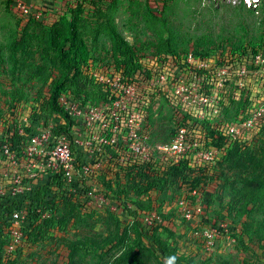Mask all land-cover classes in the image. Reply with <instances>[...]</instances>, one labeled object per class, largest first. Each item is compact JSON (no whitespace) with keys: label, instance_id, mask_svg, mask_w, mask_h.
Wrapping results in <instances>:
<instances>
[{"label":"trees","instance_id":"trees-1","mask_svg":"<svg viewBox=\"0 0 264 264\" xmlns=\"http://www.w3.org/2000/svg\"><path fill=\"white\" fill-rule=\"evenodd\" d=\"M0 1L5 3L8 10L15 12L20 28L9 46L13 78L29 66L33 42L38 40L35 50H39L43 63L33 77L37 78L48 71L46 80L49 79L46 90L39 89L27 98L24 89L17 87L14 81L13 101H6V113L0 111V151L6 143L10 151L19 154L22 143L28 137L37 133L38 128L47 127L53 122L56 125L55 134H71L75 120L65 109L62 103L64 98H71L84 106L109 109L117 92L96 80L94 72L97 71L120 75L137 87L139 101L132 109L137 107L143 111L144 133H150L152 101L163 96L175 107L184 109L173 115L175 123L170 133L171 140L180 127L185 126L188 139L198 140L199 143L188 156L177 162L166 160L155 150H152L153 158L150 160L134 158L120 162L119 158L125 154L123 143L120 142L117 147H107L103 153H98L97 158L103 159L107 154H111L112 158L108 163L104 160L99 172L89 180L78 177L79 180L73 182L78 187L77 193L68 191V181L63 173L41 171L32 191L0 200V264H15L19 255L24 253L23 246L28 243L44 242L55 231L68 232L77 217H80V221H89L97 216L100 207L91 209L86 206L95 201L88 196L89 191L118 203L122 213L102 206L106 207L102 218L105 232L101 234L96 231L73 240L66 238L64 264H168V261L176 264H210L214 260L213 253L221 246L217 242L214 251L208 253L205 235L197 236L195 244L210 256L203 254L204 257L197 261L194 253H179L178 244L182 236L177 234L175 227L179 226L178 219L184 224L188 221L180 213L178 201L182 197H189L192 205L197 206V195H191L193 190H197L202 199L203 213L198 223L205 227L228 223L229 231L222 232L220 238L233 239L235 249L246 253L236 264H264V156L257 151L258 141L264 142V116L260 117L257 128L245 132L243 138L234 139L228 132L232 124L247 119L260 106H264V101L258 105L255 101L264 99V65L254 64V56L264 50V33L257 42L231 48L219 46L213 50L195 44L183 53L169 39L163 41L154 53L142 56L136 45L119 30L114 19L107 15L99 4L100 0L69 1L64 13L53 22L46 21L45 9L44 16L37 19L33 15L26 17L17 13L9 0ZM171 1L163 0L164 8ZM239 6L258 12V8H247L243 4ZM259 6L264 7V0ZM149 11L157 18L152 8ZM92 16L101 20L96 21L99 26L94 33V41H97L101 30L110 38V61L106 63L93 55L85 37L86 21ZM35 25L40 26L38 33L32 30ZM189 53L198 62H208L210 67L199 68L196 64H189ZM48 66L50 68L46 70ZM243 66L249 74L239 77L237 72ZM188 67L194 68L201 76L202 93L218 92L220 103L217 114L201 119L197 109L176 101L167 88L158 89L151 85V81L163 72L176 68L185 71ZM221 67L229 70L228 82L218 87L215 83L216 73ZM239 81H243L242 87ZM22 83L21 87H25L26 82ZM150 143L153 145L151 133ZM212 148L219 150L215 162H196L197 150ZM260 148L264 153V146ZM73 149L77 151L74 145ZM79 155L77 164L83 161V152H79ZM23 207L28 210L27 222L22 226L25 237L22 244L7 255V247L12 242L8 229L10 217ZM80 208L84 210L82 215ZM37 209L47 211L49 216L42 217V212ZM151 213L160 216L161 221L147 225L144 216ZM95 228L99 227L95 225ZM217 264H230V261L220 259Z\"/></svg>","mask_w":264,"mask_h":264},{"label":"built area","instance_id":"built-area-1","mask_svg":"<svg viewBox=\"0 0 264 264\" xmlns=\"http://www.w3.org/2000/svg\"><path fill=\"white\" fill-rule=\"evenodd\" d=\"M9 1L15 11L22 16L33 15L37 19L44 16V9L42 7L36 9L31 1ZM237 1L234 2L243 4L247 8L257 9L263 0ZM187 62L193 65L196 64L199 68L210 67V64L206 61L198 62L192 53H189ZM254 64L264 65V50L254 56ZM193 69L188 67L185 71H181L180 68H176L171 69L169 72H163L151 81V85L158 89L167 88L171 97H174L176 101L187 104L191 109H197L198 117L204 119L208 115L219 112L220 97L218 92H201V76ZM248 74L249 71L244 66L237 72L239 77H246ZM228 75V68L221 67L216 73V86L223 87L228 82ZM94 77L98 82L111 88L113 92H117L109 109L94 105L84 106L76 100L64 98L62 103L75 120L71 134H55L56 125L53 122L47 127L38 128L37 133L28 137L22 143L23 148L19 154L10 151L6 143L2 145V151H0V200L32 191L37 184L38 174L43 170H46V172L54 171V174L63 173L68 181V186H66L68 191L77 193L78 187L73 185V182L76 179L79 180L78 177L89 180L92 176H95L102 167L104 160L108 163L112 158L111 154H107V156H103V159H98V153H103L107 147H117L120 142L123 143L122 147L125 153L119 158L120 162H126V159L133 160L134 158L150 160L153 158L152 150L160 153L166 160L177 162L188 156L192 148L199 146L198 140L190 141L188 139L185 126L180 127L171 142L151 145L150 133L143 132L145 124L143 111L137 107L132 109L139 101L137 87L126 82L120 75L110 72L97 71L94 72ZM242 85L243 81H239V86L242 87ZM262 116H264L263 105L247 119L232 124L228 128L229 134L234 139L240 138L245 132L257 128L259 119ZM73 145L77 148L76 152ZM81 151L83 152V161L77 164V158L80 156L79 152ZM218 153L219 150L216 148L200 149L195 152V160L198 163L204 161L215 162ZM191 195H197L195 199L199 204L193 206L189 197H182L178 201L179 211L187 221L193 219L198 221L203 213L202 199L197 190H193ZM88 196L99 202L98 199L103 198L92 191L88 192ZM37 211L42 212L41 209H37ZM27 212V208L23 207L14 211L10 217L8 229L12 236V242L7 247V255L15 250L18 245H21L24 240L25 235L22 226L27 222ZM42 213V217L49 216L47 211ZM145 216L147 225L152 224L154 221H161L160 216L155 213ZM229 229L228 223L212 224L207 227L204 235L206 237L205 249L208 253L214 251L222 232H228Z\"/></svg>","mask_w":264,"mask_h":264},{"label":"rangeland","instance_id":"rangeland-1","mask_svg":"<svg viewBox=\"0 0 264 264\" xmlns=\"http://www.w3.org/2000/svg\"><path fill=\"white\" fill-rule=\"evenodd\" d=\"M47 1L43 5L47 13L46 21L53 22L64 13L69 1L74 2L75 0ZM234 1L172 0L165 8L163 0H100L99 4L106 10L107 15L114 19L119 30L126 35L127 39L136 45L139 55L143 56L146 53H154L157 48L161 47L163 41L167 42L169 39L180 53H183L187 48H192L195 44L201 45L206 50H213L219 46L231 48V46L260 41L264 33V7L259 6L258 12L255 13L242 8L239 6L241 4ZM150 8L157 18L152 16ZM16 18L15 12L8 10L5 3L0 1V111L2 113L7 112L6 101H13L14 81L17 83V87L24 89L26 98L34 95L39 89L46 90L49 83V79L46 80L48 71L42 76H36L37 78L33 77L39 65L43 63L38 53L39 50H35L38 48L35 44L38 40L33 42V51L28 59L29 66L23 70V73L16 75L15 79L13 78L9 46L20 31ZM97 20L99 19L92 16V19L86 21L85 37L93 55L102 58L106 63L110 61L111 42L102 30L98 34L97 41H94V33L99 26L96 23ZM35 26V29L32 28V30L38 33L40 26ZM49 68L48 66L46 70ZM22 81L26 82L25 87H21L23 86ZM255 101L258 105L264 99L259 98ZM251 104L254 105L252 102ZM174 105L163 96L152 101L149 112L151 113L150 133L153 145L167 144L171 141L170 133L175 123L173 115L176 112L184 111L182 107ZM257 146L260 156H264L260 148L264 146V142L258 141ZM171 195L172 192H170ZM98 200L100 202L95 200L86 205L91 209L100 207L101 210L97 212V216L90 218L89 221H80V217H77L75 224L70 226L68 232L55 231L44 242L24 245V253L19 255L15 264H64L66 238L73 240L96 231L103 234L106 230V226L102 224L105 208L109 207L120 214L122 212L118 203H112L104 197ZM102 206L106 207L102 208ZM83 211L80 208V215L84 214ZM177 223L179 225L175 227L177 234L182 236L178 244L179 253H194L197 261L204 257L203 254L210 256L195 244L197 236H203L207 227L200 225L196 219L189 220L186 224L178 219ZM95 225L99 228L96 229ZM164 235L167 236V233ZM219 243L221 247L213 253L214 260L210 264H217L220 259H227L230 264H236L246 255V253L235 249L236 242L229 237L226 240L219 237ZM215 253L217 254L215 255ZM168 264L176 263L168 261Z\"/></svg>","mask_w":264,"mask_h":264},{"label":"crops","instance_id":"crops-1","mask_svg":"<svg viewBox=\"0 0 264 264\" xmlns=\"http://www.w3.org/2000/svg\"><path fill=\"white\" fill-rule=\"evenodd\" d=\"M45 1L47 0H31V2L35 5V6H38V7H42L44 9V4H45ZM48 2V1H47Z\"/></svg>","mask_w":264,"mask_h":264}]
</instances>
